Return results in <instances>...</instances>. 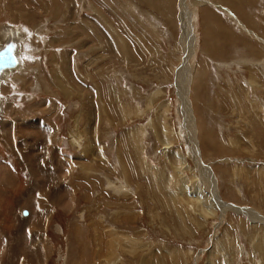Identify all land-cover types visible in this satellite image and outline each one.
Returning a JSON list of instances; mask_svg holds the SVG:
<instances>
[{
  "label": "rangeland",
  "instance_id": "374dc122",
  "mask_svg": "<svg viewBox=\"0 0 264 264\" xmlns=\"http://www.w3.org/2000/svg\"><path fill=\"white\" fill-rule=\"evenodd\" d=\"M136 1L0 0L19 54L0 79V190L14 194L0 214L16 235L1 253L29 251L20 220L39 219L49 176L58 205L37 264H264V0ZM196 155L218 201L246 213L197 209Z\"/></svg>",
  "mask_w": 264,
  "mask_h": 264
},
{
  "label": "bare ground",
  "instance_id": "6f19581e",
  "mask_svg": "<svg viewBox=\"0 0 264 264\" xmlns=\"http://www.w3.org/2000/svg\"><path fill=\"white\" fill-rule=\"evenodd\" d=\"M187 26H188V23L184 22V32L186 34H187ZM14 32L15 31L13 29H11V28L3 29L0 32V37H1V39H0V46L5 41H11V42L17 44V42L14 41L15 39L12 37V35L14 34ZM183 38L185 39L186 37H183ZM183 47H185V46H183ZM16 49H17V46H16ZM17 67H18V65L12 71L16 70ZM7 74L8 73H5L3 75L5 76ZM3 75L0 76V79H1V77ZM182 95H184V92L182 93ZM183 98H184L183 99V102L185 104V107H187L186 106L187 105L186 97H183ZM188 112H189V110H188ZM0 123H2V121H0ZM191 129H192V123H191ZM194 144H195L194 143V140H192V145H194ZM192 149L194 150V148H192ZM1 152H2V154H4V151L3 150H0V153ZM5 154H7V153H5ZM196 156H195V158L194 157L193 158L196 159ZM198 156H199V154H198ZM198 156H197V163H198V166H199V170L202 172L203 175H205V176L201 177V179H202L201 181H202V183L204 185L203 188H204V191H205V194L206 195H205V200L204 199H199L198 197H196V193L195 192H194V196L193 195H192V197L190 196L192 199H195L197 201L198 208L197 207L196 208L199 209L202 213H204L205 216H209V217L215 215V212H216L215 211V207L216 206H218V207L219 206L226 207L228 210L235 209V212L236 213H241V214L246 213L244 209H240V208L234 207L231 204H226V203H223L221 201H218L217 195L215 193L216 192L215 191L216 185L214 187V183L211 182V181H213V179L211 180V175L207 171H205V170L202 169L201 162H200ZM13 160L15 161V164L13 165V169L15 170L14 171V175H17L21 171L18 168V166H17V163H19L20 160H18V158H17V160L16 159H13ZM206 169H208V168H206ZM208 171H210V170L208 169ZM4 175L7 176L8 174L6 173ZM14 175H12V176H14ZM63 179H65V177ZM18 181H21V178ZM52 181H53V178L52 177L49 178V176H47V183L45 184L44 191L38 192V195L39 196L36 197V206H35L36 207V217H39V219L37 220V222L33 224L34 221H31L30 222L29 220H20L23 223L25 222V225L27 226V229H29L28 232H29V237H30L29 239H30V241L27 244V247L30 248L29 251L26 250V251H24L23 254H20V256L22 257V258H20L17 255V251H18L17 250V247H16L17 245H13L12 244V245L9 246V249H8V252L9 253L8 252L7 253H1V250H0V253H1V255H0V264H37V262H39V260L42 257H44L43 260L45 261V258L48 256V251H49L50 245L48 243L49 241H48L47 237H46V239H44V238L41 237L42 236L41 235L42 232L40 233L39 228L42 227L43 233H44V229L46 227V224L48 222V219L51 216V212H52L51 210L53 209L54 205H58L57 204V200L52 199V196L54 194L52 192V188H51L52 187L51 186ZM201 181H200V183H201ZM0 195H1V198H3V199L10 198V197L11 198H14V196H13L14 194H12V191L10 189L2 190V191L0 190ZM200 197H202V195ZM10 204H11V202H10ZM6 207L3 208V210L6 209ZM9 207H10V205H9ZM3 210H1V211H3ZM2 213H4V211ZM3 215L4 214H0V220L3 218ZM221 215H223V214H221ZM5 218H3V220H1V223H0V239L6 238V235H9V237H13L14 238L16 236L14 230L11 229V228L5 229V226H6ZM221 219H222V216H221ZM10 226H13V225H10ZM39 238H41V239H39Z\"/></svg>",
  "mask_w": 264,
  "mask_h": 264
},
{
  "label": "crops",
  "instance_id": "0c3cea01",
  "mask_svg": "<svg viewBox=\"0 0 264 264\" xmlns=\"http://www.w3.org/2000/svg\"><path fill=\"white\" fill-rule=\"evenodd\" d=\"M74 2L76 3V0H69V4L70 3H72L73 5H74ZM132 2H134V4H138L139 5V7H140V4L136 1V0H132ZM148 2L151 4L153 1L152 0H148ZM71 5V4H70ZM73 5H71V6H73ZM150 11V10H149ZM154 11H152V18H149V20H151V21H153V19L154 20H156V17L154 16ZM137 14L138 15H140V13L137 11V10H134L133 12H132V15H128V17L129 16H131V17H133V18H136L137 17ZM160 16H161V19H160V22L161 23H151V25L153 26V27H155L157 30H158V33L157 34H159L160 36H163V37H166V40H165V43H166V41L167 40H170V37H172V35H173V32L171 31V33H169L170 31H168V30H170L169 29V27L168 26H170L171 24L170 23H162V17H163V11H162V9H161V12H160ZM199 17H200V19L203 21V19H205L206 20V18H208V15H207V12L206 11H204V13H203V16H202V13L201 14H199ZM213 18L212 16H209V18ZM130 18V17H129ZM131 19L132 18H130V22H131ZM208 22H209V20H208ZM94 23V22H93ZM101 24V23H100ZM100 24H97V26L98 25H100ZM130 25V27H131V29H135V27H134V25L133 24H129ZM172 25H173V23H172ZM101 26H102V24H101ZM200 26L202 27V28H211L212 29V27H211V25H210V23H207V22H204V23H200ZM165 27H167V29L165 28ZM102 29H103V27H102ZM34 33H37V35L36 36H32V39H34V38H36V39H40L41 38V36L40 35H38V32H37V30L36 29H34ZM142 34V33H141ZM144 35L146 36V33H144ZM34 42H36V43H40L39 41H35V40H33ZM29 42H31V44H33L34 42H32L31 40H29ZM111 52H112V54L114 55V58L115 57H117V58H121V56L119 55V53H118V51H117V47L115 46V43L114 42H112L111 43ZM34 46V45H33ZM130 47V49H131V53L132 54H135V50L132 48V46L130 45L129 46ZM148 51V50H147ZM28 53H30V52H27L26 53V55L28 54ZM75 53V51L74 50H72L71 51V54L69 55V62H73V54ZM32 54V53H31ZM117 55H119V56H117ZM136 55V54H135ZM31 57V60H32V55L30 56ZM29 57V58H30ZM28 58V57H27ZM29 58L28 59H26V60H29ZM75 58V57H74ZM30 60V61H31ZM35 61H37V63H38V60H35ZM119 61H121V60H119ZM118 61V62H119ZM31 63H32V61H31ZM125 67V66H124ZM124 67H122V68H124ZM68 68V72H70V77H71V79L77 84V86L79 85V86H81L83 89H84V80L82 79L81 80V78H80V76L78 75V73H77V70H76V68H75V66H74V64L73 63H71V64H69V66L67 67ZM124 70H126L125 68H124ZM28 71V70H27ZM93 92V91H92ZM93 97H95V94L93 93V95H92ZM46 103H47V100H44V102H43V104L44 105H46Z\"/></svg>",
  "mask_w": 264,
  "mask_h": 264
},
{
  "label": "water",
  "instance_id": "95a60500",
  "mask_svg": "<svg viewBox=\"0 0 264 264\" xmlns=\"http://www.w3.org/2000/svg\"><path fill=\"white\" fill-rule=\"evenodd\" d=\"M16 46L17 44L11 41H5L0 46V76L11 72L18 65L19 54ZM24 214L25 213L22 212V215Z\"/></svg>",
  "mask_w": 264,
  "mask_h": 264
},
{
  "label": "snow or ice",
  "instance_id": "6c2138e0",
  "mask_svg": "<svg viewBox=\"0 0 264 264\" xmlns=\"http://www.w3.org/2000/svg\"><path fill=\"white\" fill-rule=\"evenodd\" d=\"M25 32H27V30H25Z\"/></svg>",
  "mask_w": 264,
  "mask_h": 264
}]
</instances>
